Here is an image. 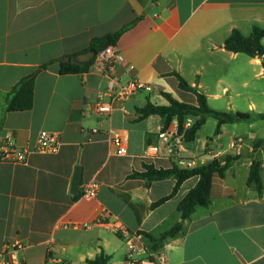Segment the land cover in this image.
Segmentation results:
<instances>
[{"label":"crops","instance_id":"1","mask_svg":"<svg viewBox=\"0 0 264 264\" xmlns=\"http://www.w3.org/2000/svg\"><path fill=\"white\" fill-rule=\"evenodd\" d=\"M131 22L116 42L124 62L114 74L120 82L136 79L149 89L113 101L108 116L86 111L108 79L91 69L63 73V58L74 62L92 39ZM254 27L264 30V0H0V139L26 152L23 161L0 159V264H10L17 243L21 264H89L100 252L110 257L107 264H154L159 253L165 264H264V169L260 194L247 184L252 144L264 137L255 125L264 119L246 121L247 134L239 131V121L223 124L211 137L203 133L208 117L193 141L176 136L170 151L158 134L177 132L176 120L165 125V117L141 118L138 111L147 102L167 105L161 91L196 104L175 74L217 111L235 106L237 85L260 81L255 88L264 96L260 59L224 48L232 30L249 36ZM33 73L32 107L8 111V94ZM248 103L256 114L264 112L255 98ZM109 127L124 137L125 154L115 153ZM42 130L59 135L56 152L37 150ZM149 142L161 148L154 157L145 156ZM227 155L240 158L223 176L212 175L209 205H197L186 219L177 207L198 177L163 200L175 178L147 184L130 176L146 166L191 168ZM260 157L264 160V152ZM77 167L81 183L74 193ZM91 180L99 184L96 195L84 198L80 187ZM97 218L89 227L75 226ZM177 223L180 231L149 249L148 236L159 237Z\"/></svg>","mask_w":264,"mask_h":264},{"label":"trees","instance_id":"2","mask_svg":"<svg viewBox=\"0 0 264 264\" xmlns=\"http://www.w3.org/2000/svg\"><path fill=\"white\" fill-rule=\"evenodd\" d=\"M134 22H131L119 30L106 34L102 37L92 39L90 48L99 50L110 44H116L120 35L126 31ZM264 37V30L259 27H254L249 36H243L237 29L232 30L229 37L224 42V48L235 53H245L251 57H258L264 68V44L262 38ZM93 62V58L86 64L80 65L75 62L65 63L61 62V72L72 71H87ZM179 87L183 90L192 92L196 97V104L179 101L170 93L161 91L162 95L168 101L167 105H155L147 102L146 105L139 108L140 117H147L148 115L157 114L165 117V125L170 121L176 120L177 132L182 135L185 142L193 141L196 137L197 131L205 123L208 117H213L217 120L215 127V134H218L223 124L235 123L239 121H249L253 119H264V112L252 116L245 112H223L211 109L206 97L201 93L196 86L187 83L178 74ZM35 73L20 80L8 94V111H22L28 110L33 104ZM190 117H195L193 122L188 126L186 123ZM251 164L247 177V184L253 185L258 194L262 192L263 181L262 172L264 160L260 157L261 152H264V137L257 138L252 144ZM240 158L239 155H227L224 159H213L191 168H179L173 166L169 169H156L152 166H146L142 172H134L130 176L144 179L147 184L153 180L164 179L168 177L175 178L176 182L169 196L163 198L167 199L172 196L180 184L190 177H198L196 184L186 193L184 198L178 204V211L181 212V218H189L197 205L208 206L210 203V186L211 177L214 173L220 176L235 161ZM181 229V224L177 223L169 230L160 234L159 237L148 236L151 242L149 249L156 250L158 243L167 236L176 234ZM110 257L104 252H100L94 259L88 260L89 264H107Z\"/></svg>","mask_w":264,"mask_h":264},{"label":"built area","instance_id":"3","mask_svg":"<svg viewBox=\"0 0 264 264\" xmlns=\"http://www.w3.org/2000/svg\"><path fill=\"white\" fill-rule=\"evenodd\" d=\"M124 62V56L121 53L119 47L116 44H110L103 48L97 50L96 55L93 58V62L89 69L95 70L103 75H105L108 79L106 90L104 92L99 93L97 99L90 105V107H86V111L93 112L97 115H109L112 110V102L117 100H122L130 97L140 89H149V86L146 83L138 81L136 79H130L126 82H120L116 77L115 66L117 64ZM105 94L109 95L110 100H103ZM95 131V130H92ZM108 135L110 136L111 144L115 148V153L118 155H122L126 153V147L124 144V137L120 132L115 130L112 127L107 129ZM178 136L182 138L178 132H173L168 129H163L159 132L158 138L163 139L166 142V145L169 147L171 151L172 140ZM0 159L1 160H11V161H23L25 159L26 152L25 150L17 149L13 144H10L9 139H0ZM61 146V139L59 135L55 132L42 130L38 134L37 138V150L40 152H56ZM161 148L159 145L154 144L153 142H149L146 145L145 156L154 157L160 152ZM181 163V161H179ZM186 167H190L192 162L188 161L185 163ZM99 184L93 180L84 182L80 189L81 195L84 198H92L96 195ZM100 218H97L94 222H83L82 227H89L95 222H99ZM21 249V245L19 243L13 248L12 256L10 259V264H21V261L17 257V251ZM128 249L132 251L134 250V246L132 244H128ZM129 255V256H130ZM166 256L164 253H159L157 255L156 261L154 264H165Z\"/></svg>","mask_w":264,"mask_h":264},{"label":"rangeland","instance_id":"4","mask_svg":"<svg viewBox=\"0 0 264 264\" xmlns=\"http://www.w3.org/2000/svg\"><path fill=\"white\" fill-rule=\"evenodd\" d=\"M259 82L260 81H256L253 82V87H243L241 85H237V92L240 93V95L237 96L236 102H235V106L230 107V108H221V109H225L224 112H245V113H249L252 116H254L257 112L251 110L252 108H249V99H253L255 98V102H257V106H258V110L260 111H264V103L262 102V99L264 98L263 95L257 93V90L255 88V86H259ZM192 99V96H191ZM214 119L213 117L209 118V121L207 123V125L204 127V134L209 133L211 137H213V132H214V124H213ZM247 122H240L238 126H241L240 128V132L241 133H245L247 134L248 128H247ZM255 130L257 131L258 135L260 136H264V120H258L256 125H255ZM224 142V144L226 145L227 140L223 139L222 140Z\"/></svg>","mask_w":264,"mask_h":264},{"label":"water","instance_id":"5","mask_svg":"<svg viewBox=\"0 0 264 264\" xmlns=\"http://www.w3.org/2000/svg\"><path fill=\"white\" fill-rule=\"evenodd\" d=\"M96 53H97L96 49L89 48L87 51L77 54L73 58V60L77 64L83 65V64L88 63L92 58H94ZM63 61L66 62V63H70L71 62V58L69 56H66L65 58H63ZM80 183H81V171H80V168L77 167L75 169V173H74V176H73V179H72L71 191L76 193L79 190Z\"/></svg>","mask_w":264,"mask_h":264}]
</instances>
